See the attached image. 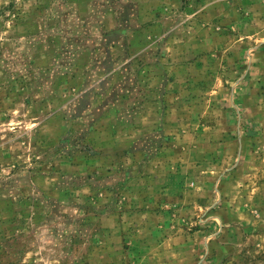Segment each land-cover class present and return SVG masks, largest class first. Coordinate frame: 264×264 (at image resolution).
<instances>
[{
	"label": "rangeland",
	"instance_id": "rangeland-1",
	"mask_svg": "<svg viewBox=\"0 0 264 264\" xmlns=\"http://www.w3.org/2000/svg\"><path fill=\"white\" fill-rule=\"evenodd\" d=\"M0 264H264V0H0Z\"/></svg>",
	"mask_w": 264,
	"mask_h": 264
}]
</instances>
